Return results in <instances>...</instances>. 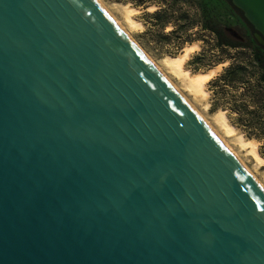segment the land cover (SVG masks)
Returning a JSON list of instances; mask_svg holds the SVG:
<instances>
[{
    "label": "water",
    "instance_id": "obj_1",
    "mask_svg": "<svg viewBox=\"0 0 264 264\" xmlns=\"http://www.w3.org/2000/svg\"><path fill=\"white\" fill-rule=\"evenodd\" d=\"M0 264H264V192L95 0H0Z\"/></svg>",
    "mask_w": 264,
    "mask_h": 264
},
{
    "label": "rangeland",
    "instance_id": "obj_2",
    "mask_svg": "<svg viewBox=\"0 0 264 264\" xmlns=\"http://www.w3.org/2000/svg\"><path fill=\"white\" fill-rule=\"evenodd\" d=\"M99 1L122 23H124V16L121 9L122 5L129 4L130 7L138 9V13L134 15V18L142 24V28L130 31L132 39L158 65H161L162 59L165 56H177L180 54L184 46L194 42L198 43L199 50L191 54L189 60L185 63L186 69L190 70L192 73H196L194 72V69L201 68L199 72H204L225 64L217 70L213 79L207 83L206 89L210 96L206 102L198 101L192 96H188L187 93H185V95L188 96L187 98L190 102L204 115L207 121L213 124L214 127L216 126L215 128L219 132L220 130L217 128L218 126L214 121V114L218 110H223L225 111L229 123L233 125L244 138L256 140L255 138H249L248 133L245 130L234 124L235 120L242 116L241 111L240 114H237L229 109L230 107L234 108V106L239 105L241 88H226V95L221 98L217 94V92H219L218 88L211 85V82L217 79L222 73L224 67L229 64L228 61L223 60V55L226 54L229 57H233L235 56V52L216 48L214 38L203 29L200 8L201 6H205L206 10L208 9V11H210V15L214 14L222 24H229L232 29L235 30L237 36L244 35V33L248 34V31L244 28V21L241 18L243 17L241 13L231 10L224 0H184V2L180 0V6L175 8L174 12L161 13L158 14V17L155 16V13L160 7L155 3L156 0H141L143 3L140 6H137L138 0ZM157 1L159 2L163 0ZM165 1L171 2L170 0ZM187 1L193 2L192 6H189ZM199 4L201 6H199ZM150 7H152V9H149ZM254 34L251 35L254 37ZM182 38L187 42L185 44L182 41L184 44L178 46L177 49L176 46L177 44H181L180 42ZM196 57L202 58L203 62L198 64L193 63ZM164 71L167 73L166 70ZM172 81H175L176 84H174L182 90L179 80L173 78ZM206 104L208 106H206ZM243 117L244 115L242 118ZM256 141L259 143L258 152L264 157V142L260 140ZM227 142L233 147V149H235L245 165L251 170L257 179L264 184V166L256 167L253 159L248 156L245 151L239 150V147L232 139H227Z\"/></svg>",
    "mask_w": 264,
    "mask_h": 264
},
{
    "label": "trees",
    "instance_id": "obj_3",
    "mask_svg": "<svg viewBox=\"0 0 264 264\" xmlns=\"http://www.w3.org/2000/svg\"><path fill=\"white\" fill-rule=\"evenodd\" d=\"M170 1H155L160 7L155 13L156 17L161 13L174 12V9L180 6V0ZM181 1L184 2V0ZM224 1L231 10L239 12L229 0ZM142 3L141 0H138L137 6H140ZM187 3L189 6H192L193 2L187 1ZM199 6L201 5L199 4ZM200 11L203 29L214 38L216 48L235 52V56L233 57H229L226 54L223 55V60L228 61L229 64L224 67L220 76L211 82V85L218 88L219 92L217 94L221 98L226 95V88H241L239 105L234 106V108L230 107L229 109L237 114H240L241 111V115H244V117H238L234 124L245 130L249 138H255L264 142V47L251 35L253 33L251 26L243 17L241 18L244 21V28L248 31V34L244 33V35L237 36L235 30L229 24H222L214 14L210 15V11L206 10L205 6H201ZM202 62V58L196 57L193 63L198 64ZM200 69L195 68L194 72H199Z\"/></svg>",
    "mask_w": 264,
    "mask_h": 264
},
{
    "label": "bare ground",
    "instance_id": "obj_4",
    "mask_svg": "<svg viewBox=\"0 0 264 264\" xmlns=\"http://www.w3.org/2000/svg\"><path fill=\"white\" fill-rule=\"evenodd\" d=\"M97 4L104 10V12L117 24V26L126 34V36L133 42L147 58V60L154 66V68L163 76V78L173 87V89L181 96V98L191 107L195 114L204 122V124L211 130V132L218 138V140L223 144V146L230 152V154L235 158V160L240 164V166L249 174V176L254 180V182L261 188L264 192V184L257 179V177L251 172V170L245 165L238 153L231 147L227 142V139H232L238 149L245 151V153L250 156L255 162L256 167L264 166V157H262L258 152V142L256 140L246 139L243 137L238 130L229 123L225 111L218 110L214 114L215 124L218 126L220 132L211 124L204 115L196 109V107L187 98L192 96L198 101L206 102L209 98V92L206 89L207 83L213 79L217 70L224 66L225 64L219 65L213 69L206 72H196L192 73L190 70L185 68V63L189 60L192 53L199 50L198 43L194 42L192 44L186 45L181 50L180 54L177 56H165L162 59L161 65H158L149 55H147L132 39L130 31L138 30L142 28V24L134 18V15L138 13V9L130 7L129 4L122 5V13L124 16V23L120 22L112 12L103 5L99 0H95ZM149 9H152L150 7ZM167 73H165V71ZM175 78L180 81L182 90L176 86ZM175 83V84H174ZM185 93L188 94L185 95ZM206 106H208L206 104Z\"/></svg>",
    "mask_w": 264,
    "mask_h": 264
},
{
    "label": "built area",
    "instance_id": "obj_5",
    "mask_svg": "<svg viewBox=\"0 0 264 264\" xmlns=\"http://www.w3.org/2000/svg\"><path fill=\"white\" fill-rule=\"evenodd\" d=\"M182 41H183L185 44H186V42H187V41H185V39H184V38H182V40H181V42H180L181 44H177V46H176V48H177V49H178V46H180V45L184 44Z\"/></svg>",
    "mask_w": 264,
    "mask_h": 264
},
{
    "label": "flooded vegetation",
    "instance_id": "obj_6",
    "mask_svg": "<svg viewBox=\"0 0 264 264\" xmlns=\"http://www.w3.org/2000/svg\"><path fill=\"white\" fill-rule=\"evenodd\" d=\"M251 30L253 31V33L252 34H254V30L251 28ZM250 31V30H249ZM250 33H251V31H250Z\"/></svg>",
    "mask_w": 264,
    "mask_h": 264
}]
</instances>
